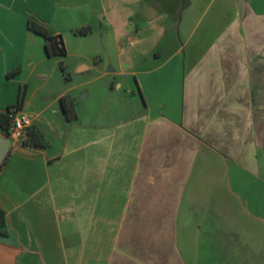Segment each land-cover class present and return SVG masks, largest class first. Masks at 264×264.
Segmentation results:
<instances>
[{
  "label": "crops",
  "instance_id": "obj_1",
  "mask_svg": "<svg viewBox=\"0 0 264 264\" xmlns=\"http://www.w3.org/2000/svg\"><path fill=\"white\" fill-rule=\"evenodd\" d=\"M27 20L108 33L114 58L77 53L32 108L42 85L6 76L41 37ZM22 83L47 145L8 136L0 264H264V0H0V110Z\"/></svg>",
  "mask_w": 264,
  "mask_h": 264
},
{
  "label": "rangeland",
  "instance_id": "obj_2",
  "mask_svg": "<svg viewBox=\"0 0 264 264\" xmlns=\"http://www.w3.org/2000/svg\"><path fill=\"white\" fill-rule=\"evenodd\" d=\"M34 21V20H33ZM77 38V39H74ZM78 40V42L76 41ZM65 41L66 43L64 45L65 54H53L50 55L51 57H47L46 60L39 63V65L36 67L35 71L45 73L44 75L38 76L35 74V72H32L31 75H27L29 71V67L26 65V55L33 56L34 58H46V54L44 52L43 48V39L42 37H38L35 41L29 42L27 45V48L25 50V55L21 57V59H18L16 64H14V68H18L21 64L22 71L21 75L22 77H28V90L36 89L35 87L38 85H42V88L40 90H34L35 94L33 97L29 98V93L27 95L26 92H24V97L26 93V97L30 99V103L32 105V108H38L43 104V99L40 97L42 92L45 94H53L54 91L61 88L62 84L68 83L70 81H75L80 79V75L76 72H74V64L76 63L77 53H81L85 55L86 61L93 62L95 58L99 57L97 55H102V63L103 67L106 68V61L107 60H113L114 55V47L111 43L110 34L103 33V39H100L99 34L96 33H87L86 35H70L68 33L65 34ZM80 42V43H79ZM3 49L5 53H7V48L3 46ZM94 63V62H93ZM54 65V71L51 72L50 67ZM62 65L63 70L60 68ZM114 81V78L109 76L108 77V84L112 83ZM24 86V84H20L19 87ZM77 94V98L74 100L73 110L75 113H77L80 118L83 117L84 114V108L86 104L84 98H79V93ZM50 97H52L50 95ZM55 105L58 106V102L55 103ZM95 107L92 109L94 110Z\"/></svg>",
  "mask_w": 264,
  "mask_h": 264
},
{
  "label": "trees",
  "instance_id": "obj_3",
  "mask_svg": "<svg viewBox=\"0 0 264 264\" xmlns=\"http://www.w3.org/2000/svg\"><path fill=\"white\" fill-rule=\"evenodd\" d=\"M26 28L32 33L38 34L43 38V48L47 56L53 54H65V50L62 44V40L59 35L51 34L48 29L40 23L33 20H27ZM74 34L84 35L89 32V27L87 25L80 26L72 30ZM60 68L63 70L62 65ZM18 68H13L6 72V76H11L18 72ZM25 87H19L17 92V99L13 105L7 106L4 110H0V133L7 134V128L9 124V119L16 110L21 106ZM59 105L62 113L67 119L73 118L75 116L72 101L66 96L59 97ZM19 142L22 145L31 147H44L47 145V141L44 139L42 133L33 126L27 127L19 138ZM6 157V156H5ZM5 159V158H4ZM3 159V160H4ZM3 162V161H2ZM4 221H3V211L0 208V234H4Z\"/></svg>",
  "mask_w": 264,
  "mask_h": 264
},
{
  "label": "built area",
  "instance_id": "obj_4",
  "mask_svg": "<svg viewBox=\"0 0 264 264\" xmlns=\"http://www.w3.org/2000/svg\"><path fill=\"white\" fill-rule=\"evenodd\" d=\"M31 124L30 118L25 114H12L9 119V124L7 128V136L14 140H19L23 131L29 127Z\"/></svg>",
  "mask_w": 264,
  "mask_h": 264
},
{
  "label": "water",
  "instance_id": "obj_5",
  "mask_svg": "<svg viewBox=\"0 0 264 264\" xmlns=\"http://www.w3.org/2000/svg\"><path fill=\"white\" fill-rule=\"evenodd\" d=\"M10 145V138L6 134L0 133V165L5 158Z\"/></svg>",
  "mask_w": 264,
  "mask_h": 264
}]
</instances>
